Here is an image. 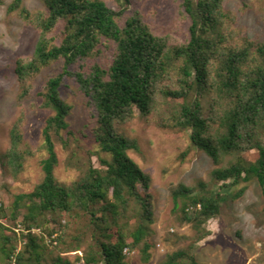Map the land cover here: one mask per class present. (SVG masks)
<instances>
[{"label":"trees","instance_id":"1","mask_svg":"<svg viewBox=\"0 0 264 264\" xmlns=\"http://www.w3.org/2000/svg\"><path fill=\"white\" fill-rule=\"evenodd\" d=\"M44 1L45 8L37 10L25 7L24 0L8 6V12L18 11L40 32L34 55L17 62L22 96L29 94L27 82L43 67L58 60L63 67L41 92L43 106L53 110L43 130L49 154L42 161L44 178L33 191L16 194L10 207L0 196V263L130 264L126 249L139 250L143 261L150 262L152 177L130 155L139 149L138 141L117 129L134 119L137 110L164 127L190 129L193 144L220 166L213 177L224 183L215 195L205 182L199 188L180 183L172 189L175 205L182 202L185 222L203 229L220 214L224 201L240 199L248 185L233 192L225 188L257 179L264 195V41L240 37L237 14L225 9V0H183L189 36L176 43L169 34H157L140 10L126 15L132 0H114L118 8L109 0ZM110 46L108 64L89 63ZM67 78H74L87 97L96 121L93 136L110 158L101 157V167L92 164L82 177L63 185L55 175L56 138L68 146L63 132L70 128L73 106L61 93ZM21 122L12 128L7 153L16 172L33 154L20 147ZM253 149L258 156L248 160L245 152ZM66 216L86 217L94 243L75 260L59 254L48 261L49 247L82 249L85 234L71 236V220L59 218ZM209 234L205 231L199 239ZM159 264L203 263L190 248H180Z\"/></svg>","mask_w":264,"mask_h":264},{"label":"rangeland","instance_id":"2","mask_svg":"<svg viewBox=\"0 0 264 264\" xmlns=\"http://www.w3.org/2000/svg\"><path fill=\"white\" fill-rule=\"evenodd\" d=\"M12 1L0 3V196L7 207L12 205L16 194L33 191L44 178L42 161L49 154L43 130L53 110L43 106L41 92L45 91L46 81L63 67V60L43 67L27 82L29 94L22 96L24 87L16 72L17 62L21 57L34 55L40 32L27 24L18 11L8 12ZM182 2L132 0L126 15L140 10L157 34H169L173 42H182L188 38L190 26V21L182 15ZM109 4L119 7L114 0H109ZM224 4L227 11L237 14L236 28L240 37L264 41V0H225ZM23 5L37 10L45 8V1L24 0ZM113 48L105 47L103 53L89 63L99 61L108 64ZM61 93L73 108L69 117L70 128L63 132L68 146L56 138L59 161L55 175L61 184L70 185L92 164L101 167V157L110 156L101 150L93 136L96 121L76 80L67 78ZM21 119L24 139L20 147L31 150L33 154L26 160L23 170L16 172L7 162V153L11 148L12 128ZM117 129L139 143V149L131 150L130 155L152 177L150 191L155 213L150 262L143 261L139 250L128 249V263L159 264L168 254L180 248H190L203 264H264V195L257 179L225 188V192H233L248 185L240 199L224 201L217 217L210 219L203 229L195 228L183 220L182 202L175 205L172 189L180 183L198 187L200 182H205L215 195L224 183L213 177V171L220 166L193 144L190 129L164 127L154 116H142L138 110L134 119L117 125ZM245 156L248 160H255L258 151L250 150L245 152ZM59 218L71 220V236L81 232L85 234L83 246L74 252L49 247L47 260L51 261L59 254L75 260L84 254L89 244L94 243V235L86 217ZM54 226L56 224L52 222L50 227ZM205 231L211 234L199 239Z\"/></svg>","mask_w":264,"mask_h":264},{"label":"built area","instance_id":"3","mask_svg":"<svg viewBox=\"0 0 264 264\" xmlns=\"http://www.w3.org/2000/svg\"><path fill=\"white\" fill-rule=\"evenodd\" d=\"M17 231H20V230H22V226L21 225H19L18 226V228L16 229ZM128 251V249H126V252Z\"/></svg>","mask_w":264,"mask_h":264}]
</instances>
